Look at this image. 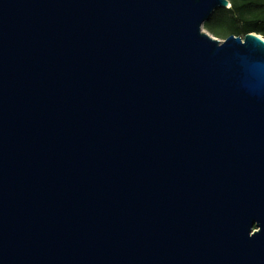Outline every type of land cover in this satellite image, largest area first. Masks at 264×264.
I'll return each mask as SVG.
<instances>
[{"label":"water","instance_id":"water-1","mask_svg":"<svg viewBox=\"0 0 264 264\" xmlns=\"http://www.w3.org/2000/svg\"><path fill=\"white\" fill-rule=\"evenodd\" d=\"M229 0H0V264H264V37Z\"/></svg>","mask_w":264,"mask_h":264},{"label":"trees","instance_id":"trees-1","mask_svg":"<svg viewBox=\"0 0 264 264\" xmlns=\"http://www.w3.org/2000/svg\"><path fill=\"white\" fill-rule=\"evenodd\" d=\"M229 8L213 12L203 28L218 39L255 33L264 37V0H229Z\"/></svg>","mask_w":264,"mask_h":264},{"label":"rangeland","instance_id":"rangeland-1","mask_svg":"<svg viewBox=\"0 0 264 264\" xmlns=\"http://www.w3.org/2000/svg\"><path fill=\"white\" fill-rule=\"evenodd\" d=\"M206 31V30H205ZM220 41H223V39H219Z\"/></svg>","mask_w":264,"mask_h":264}]
</instances>
